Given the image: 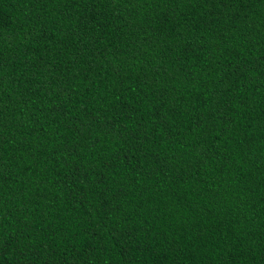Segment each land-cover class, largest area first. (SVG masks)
<instances>
[{
	"label": "trees",
	"instance_id": "1",
	"mask_svg": "<svg viewBox=\"0 0 264 264\" xmlns=\"http://www.w3.org/2000/svg\"><path fill=\"white\" fill-rule=\"evenodd\" d=\"M0 264H264V0H0Z\"/></svg>",
	"mask_w": 264,
	"mask_h": 264
}]
</instances>
